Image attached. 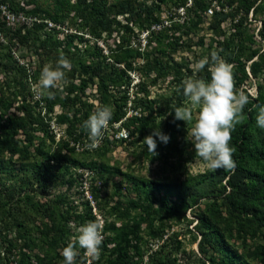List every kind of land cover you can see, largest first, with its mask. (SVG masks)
Listing matches in <instances>:
<instances>
[{
    "label": "trees",
    "instance_id": "16d2710c",
    "mask_svg": "<svg viewBox=\"0 0 264 264\" xmlns=\"http://www.w3.org/2000/svg\"><path fill=\"white\" fill-rule=\"evenodd\" d=\"M189 1L52 0L51 5L43 7L40 0H24L23 6L20 0H0V5H7L16 14L38 16L33 24L17 30L0 20V32L9 44L6 47L0 44V79L5 76L11 92L10 98L0 96V264H63L62 248L71 241L76 243L77 232L72 224L80 227L88 220H96L91 205L86 214H79L74 207L67 206L70 197L59 191L65 184H71L78 173L70 171L79 167L95 171L97 178L91 185V193L106 220L102 230L105 239L95 264H143L146 256L143 244L151 241L157 243V248L147 253L149 264H181L180 254H187L180 239L184 234L174 228L184 223L186 234L193 232V243L198 242L202 253L196 264H264V128L256 124L258 107L264 106V0H192L188 6ZM214 1L228 11H217L210 18L215 36L213 44L203 51L209 59L216 51L232 65L235 88L249 95V103L243 109V122L231 134L235 170L208 168L193 174L189 163L200 158L195 154L192 137L188 136L192 125L175 120L174 113H169L186 103L180 87L182 81L189 77L210 80L209 65L196 74L188 69L190 74H186L185 67L168 60L162 36L153 28L162 24L164 6H172L176 11L184 7L188 16L198 18L178 24L173 15L169 21L175 23L160 31L162 35L173 31L175 43L169 45L176 53L183 46L181 38L174 34L188 26L191 30L200 26ZM252 11L253 21L262 23L261 41L256 39L257 27H252L249 17ZM67 20L76 23L75 31L81 34L84 51L74 43L76 33L60 40L55 37L56 29L47 30L49 23L65 25ZM225 23H231L227 32ZM135 26L139 29L135 30ZM141 32L151 33L147 40L148 44H157L154 50L132 45L133 36L138 38ZM87 34L97 41L106 34L108 54L85 39ZM113 38L117 46L110 44ZM185 42H188L185 47L193 50L194 42ZM17 44L29 52L41 51L44 63L37 72L14 58L12 48ZM61 54L71 63L70 69L65 70L66 80L61 87L51 89L55 93L53 99L46 95L36 99L33 85L46 63L55 68ZM137 59L145 60L140 67L145 79L137 85L133 96L129 89L121 88L128 86L131 79L128 73L138 68L134 67ZM8 72H14L12 78ZM169 78H172L169 94L153 99L150 87ZM94 84L99 94L98 106L85 101L82 94ZM247 84L257 87L256 95L244 88ZM17 100L19 112L12 113ZM130 103L136 115L128 116ZM103 105L113 109L109 125L114 128L122 123L130 137L110 142L109 131H105L104 143L89 151L84 147L89 141L82 124ZM57 106L64 110L58 121L66 124L61 141L44 121L53 122ZM156 130L170 140L164 144L155 138V154L142 141ZM20 133L24 139L17 138ZM118 144L134 149L135 160L159 162L162 168L158 177L135 174L131 166L123 172L119 162L111 167L109 154ZM81 145L85 148L82 151L78 150ZM29 163L34 164L32 170L24 167ZM59 167L62 173H70V180L58 181L55 172ZM117 176H124L126 185L117 183L114 195L128 196L127 203L121 199L112 204L105 197L108 180ZM12 179L18 182L13 187L17 190L15 194L6 185ZM55 189L58 192L55 198L46 203L37 201L38 193L54 195ZM189 212L192 216H188ZM166 235L168 238L164 240ZM251 239L256 245L248 248ZM239 241L242 245L237 246ZM78 247L75 264H83L84 250Z\"/></svg>",
    "mask_w": 264,
    "mask_h": 264
},
{
    "label": "rangeland",
    "instance_id": "374dc122",
    "mask_svg": "<svg viewBox=\"0 0 264 264\" xmlns=\"http://www.w3.org/2000/svg\"><path fill=\"white\" fill-rule=\"evenodd\" d=\"M21 1V5L23 6L24 0H20ZM27 1V0H26ZM53 2L52 0H40V4L43 7H48L49 5H51ZM4 6H7L5 4H3ZM3 5H0V20L2 22H4L7 27L9 28H13L14 30H17L18 28H21L25 25H31L33 24V21H36L38 18V16H35L34 18H31L30 16H28L26 13L21 12L19 14L14 13L13 11L10 10V8L7 6L8 9L4 8ZM31 7H27L26 9H31ZM228 11V8H225V12ZM176 18V22L178 24H184L186 21H188L190 18H194L196 16H188L187 14V10L186 9H179L178 11H176V9H174L172 6H164L163 7V12H162V24L160 26H156L153 28V30L155 31V33H159L162 36V42L164 43V47L166 49V55L168 54L169 58L168 60L173 59L174 62H176L177 64L182 65L183 67H185L186 69V74H190L189 70H192L194 72V74L197 73V71L194 70L193 65L198 62L199 60H201L202 58L206 57L208 54L205 53V51H203L206 48H209V46L211 44H213V38L215 36V33L213 31H211L210 29V16L205 15L204 22L198 26L195 30H191L190 27H186L185 29H182L181 31H178L174 34V36L181 38V48H179L176 53H173V50L170 48L169 44H174V40L172 39L173 36V31L172 32H168V35H162V33H160V31L162 32V30L169 28L170 26L173 25V23L175 22H170L169 19L171 18V16H173ZM261 16V15H259ZM251 17V16H250ZM260 19L262 17H259ZM258 18V19H259ZM122 19H124L123 17L120 18V21H122ZM196 20L198 19L197 17L195 18ZM127 21V20H126ZM125 21V22H126ZM253 22V28L255 29L257 27L260 28L259 25V20L258 22L256 21H252ZM65 25H54L52 23L48 24V31H55V37L59 38L60 40H65L68 34H72V33H76L75 31V25L76 23L72 24V20H67L65 21ZM250 24V22H249ZM248 24V25H249ZM252 24V23H251ZM231 25V23H225V29L226 32L229 30V26ZM136 29L138 30V26H135ZM234 30H231L230 32H232ZM257 31V30H256ZM164 32V31H163ZM183 33H186L187 35H183ZM189 33V34H188ZM76 39L74 40V43L77 45H79V47L81 48L82 51L85 50V45L84 43L81 42V34L80 32L76 33ZM151 34V33H150ZM149 33H144L141 32V34L139 35V37L137 38L136 36H133L132 38V45L136 48L141 46L142 50H154L155 45H157L156 43H149L148 44V37L150 35ZM90 35L87 34L85 36V39H87L92 45L97 44L100 48L103 49V51L106 52V54H108V47L107 46V39H106V34H104V37L102 39H99L98 41L90 38ZM192 40L194 42V45L191 49L193 50H189L187 49L185 46L188 44V42L185 41H190ZM157 41V40H156ZM110 44L112 46L116 45L115 44V38L110 39ZM0 44H3L2 46H7L9 45L5 39L3 38V33L0 32ZM141 44V45H140ZM166 45H168V47H166ZM161 45L159 46V49L161 50ZM163 47V48H164ZM12 55H14L15 59L19 60V64L21 63H25V64H29L30 67L37 72L38 67L41 66L44 62L43 59L41 57V51L38 52H34L31 51L29 52L25 46H22L20 44H17L16 46H13L12 48ZM156 54H152L150 57L153 58ZM172 57V58H171ZM208 57V56H207ZM87 60V59H86ZM23 61V62H22ZM139 61V62H138ZM88 63L91 62V59L87 60ZM145 64V60L144 59H137L134 61V67H138L135 71H131L128 74L131 75V79L128 82V86L125 85L123 88V90L129 89L131 91V94L134 96L135 93L137 92V85L140 83L141 80L145 79V75L144 72L142 71V69L140 67L144 66ZM45 66L51 67L50 63H46ZM8 76L10 78L13 77L14 72H8L7 73ZM7 77V76H6ZM66 79H64L65 81ZM5 76L1 77L0 79V96L4 95L6 96V98H10L11 96V92L8 89L7 83H5ZM62 83H64L63 81L60 84V87L62 86ZM77 85L80 83V81L77 79L76 80ZM172 83V78H169L166 81H160L157 85H153L150 87V95L153 99H156L157 97H161L162 95H167L170 92L169 86ZM246 88L249 89V91L256 95L257 94V87L256 86H251L250 84H247L245 86ZM114 91V90H113ZM4 93V94H3ZM84 100L85 101H89V102H94L95 105H99V94L97 93V85H89L87 86V88L82 92ZM37 97V95H36ZM35 97V98H36ZM19 106H20V100L15 101V104L13 105V107L11 108V112L12 113H16L19 112ZM134 106H132V104L130 103L128 105V115L130 116L133 113V108ZM194 113V118L196 115V110H193ZM64 115V110L60 107L57 106L55 108V112H54V120L52 122V124L49 122V120H44L45 124L49 125V129H51V131H53L54 133H57V139L58 140H62L65 135L64 132L66 130V124L60 123L58 121L59 117ZM43 117V116H42ZM190 124L192 125V123L190 122ZM110 126V125H109ZM116 129L121 130L120 127H115ZM115 128H111L108 127L107 130L105 131H109V137H107V139H109V141H113V140H117L116 139V134L117 131ZM40 135H43V132H41ZM189 137H191V134L189 132L188 134ZM24 135L22 133H20L17 138L19 139H24ZM106 139V138H105ZM107 142V141H106ZM45 143V142H44ZM38 145H42V143H38ZM80 149H85L84 147H82V145L80 146ZM82 151V150H80ZM134 149L132 148H127L124 144H118L116 146L115 149H113L112 153L109 154V157H111V167H116L118 165V162L121 163V169H123V172H127V170L129 169V167L131 166L132 169L134 170L135 174H143L146 175L149 178H157L159 175V172L161 171L160 169L162 168V165H160L159 162L151 164L149 161L144 160V158H142L141 160H135L134 154H133ZM33 163H29L24 165L25 168H27L28 170H32L33 169ZM189 168L190 171L193 174L196 173H200L205 171L206 169H208L206 167V165L204 163H202L200 160H195L193 162L189 163ZM58 170H56L55 174L56 177L58 178V181H62L63 179L66 180H70L71 179V175L69 172L64 171L63 173L61 172L60 167L57 168ZM76 169H83V168H76ZM19 170V169H16ZM77 171V176L76 177H72L73 180L71 181V184L67 183L65 185V187L59 189V191L62 193V195L67 194L70 197V202L67 204V206H71L74 207L73 209L76 210L77 212H79V214H86L89 205L91 204L88 200L87 194L85 193L86 191V187H88L91 182L94 180L93 178L96 177V175H94L93 178H89L88 177V173L84 172L83 170H71V173H76ZM65 177V178H64ZM116 180V181H115ZM99 181V179H98ZM116 182V183H114ZM119 182H124V186L125 184V177L124 176H117L115 177V179L113 178L108 180V188L106 189L108 195H105L106 199L110 202L115 203V201L117 200H123L124 203H127L129 200V197L124 195L123 193L120 195H114L115 194V189H116V184ZM10 183V184H9ZM7 183V188H9V192L15 194L17 192L16 189H14L13 187H17L16 183H18L16 180H11V182ZM15 185V186H14ZM54 195L48 194V196L42 195L41 193L37 194V201L40 203H46L48 202L49 198H55L57 196L56 189L54 190ZM83 193V195H82ZM103 193H104V188H103ZM86 194V195H85ZM97 208V212L101 213L102 216L103 212L101 211V209L99 208L98 204L96 205ZM188 216H192V213H188ZM105 218V217H104ZM110 221H114V218H109ZM89 221V220H88ZM121 223V222H119ZM196 223H194L192 226H190V229L193 228V226ZM38 225H41L40 222H38ZM175 231H180L181 233H183L184 235H182L180 237V239L183 240V249L186 251L187 254H180L181 257V264H196L197 261V257L201 258L202 257V253L199 250V245L198 242L193 243V232L192 233H187L186 234V229H187V224H182L179 225L177 227L174 228ZM168 238V235H166V237H164V240H166ZM72 242V241H71ZM158 242V241H157ZM163 242V241H162ZM157 243H154V241L150 244H143V249L146 252V256H145V261L143 264H149V259H148V254L147 253H151V249L153 248H157L156 245ZM78 245V244H76ZM242 245V242L239 241L237 243V246ZM256 245V241L254 240H250L248 242V248H250L251 246ZM150 247V248H149ZM81 248L78 247V250H80ZM243 251V250H242ZM204 257V256H203ZM209 264V263H207Z\"/></svg>",
    "mask_w": 264,
    "mask_h": 264
},
{
    "label": "clouds",
    "instance_id": "9594fccd",
    "mask_svg": "<svg viewBox=\"0 0 264 264\" xmlns=\"http://www.w3.org/2000/svg\"><path fill=\"white\" fill-rule=\"evenodd\" d=\"M206 65H209L210 80L193 77L184 79L180 87L186 103L184 106L175 107L169 115L174 113L175 120L192 123L190 134L195 154L207 168L213 171L220 169L234 171L236 164L233 160V149L230 147L231 134L235 127L244 120L243 109L249 103V95L242 91L237 92L232 65L221 58L218 52L213 51L210 59L206 56L196 62L193 67L199 72ZM70 67V61L63 54L60 55L55 68L45 66L38 82L33 85L37 97L46 95L49 99H53L55 93L51 89L60 87L65 79V70ZM193 110H196L195 118ZM112 117V107L103 105L99 106L83 122L82 128L86 131L89 141L84 145L87 150L91 151L98 147ZM256 124L264 128V106L258 107ZM155 138L167 144L170 137L159 130L145 137L142 142L149 152L156 154L157 141ZM96 178L97 175L93 178L91 185L95 183ZM98 184L101 186L100 183ZM118 225L120 226V223ZM102 230L103 222L100 219L88 221L80 226L74 238L76 243L70 242L61 250L63 264H75L78 256L76 244L85 251V256L90 258L89 264L98 260L103 241Z\"/></svg>",
    "mask_w": 264,
    "mask_h": 264
},
{
    "label": "built area",
    "instance_id": "2783aa9c",
    "mask_svg": "<svg viewBox=\"0 0 264 264\" xmlns=\"http://www.w3.org/2000/svg\"><path fill=\"white\" fill-rule=\"evenodd\" d=\"M192 0H190L189 1V4H188V6H191L192 5ZM3 7L4 8H6V9H8L7 8V6H4L3 5ZM181 9H186V8H184V7H182ZM222 10H224L225 11V8H223L218 2H216V1H214V4L212 5V7L204 14V15H207V16H210V17H208V18H211L213 15H214V13L215 12H217V11H222ZM251 16V17H250ZM249 17H250V20L251 21H253L254 20V13H253V11L250 13V15H249ZM259 25H260V28H258L257 29V33H256V39H258V40H262L261 39V36L259 35V31H260V29H261V27H262V23L261 22H259ZM257 60V59H256ZM251 75V74H250ZM251 79H252V81L253 82H256L255 81V79L253 78V76L251 75ZM244 88H246V87H244ZM246 89H248V88H246ZM251 93V92H250ZM252 94V93H251ZM252 95H254V94H252ZM39 97H36V99H38ZM133 114L134 115H136L137 113L136 112H133L130 116H133ZM129 116V115H128ZM52 124V123H51ZM122 123H118V124H115V126H114V128L115 127H120L121 128V130H119V129H116V131H117V134H116V139H118V140H120V139H129V137H130V134H129V132L125 129V128H123L122 127V125H121ZM109 127H111V126H109ZM112 128V127H111ZM108 131H110V130H108ZM57 134V133H56ZM104 143V136H103V139H102V141H101V143L98 145V147L99 146H101L102 144ZM79 148L80 147H78V150H79ZM80 150H83V149H80ZM84 172H86V173H88V177L89 178H93L94 177V175H95V173H94V171H92V170H87V169H82ZM90 188H91V184L88 186V187H86V191H85V193L87 194V197H88V200H89V202L91 203V207H92V212L94 213V216L96 217V220L97 219H100L102 222H103V228L105 227V224H106V222H105V218H104V216H102L100 213H98L97 212V208H96V205H97V203H96V201H95V198L93 197V195H92V193H91V190H90ZM85 194V195H86ZM73 226H71L73 229L74 228H76V232H77V229L79 228L78 226H75L74 224H72ZM102 236H103V240L105 239V236H104V234H103V232H102ZM74 240V239H73ZM80 250H82V249H80ZM83 256L85 257V262L83 263V264H89V257H87V256H85V251H84V253H83ZM96 263V260H94V261H92V264H95ZM35 264H38V263H35Z\"/></svg>",
    "mask_w": 264,
    "mask_h": 264
}]
</instances>
